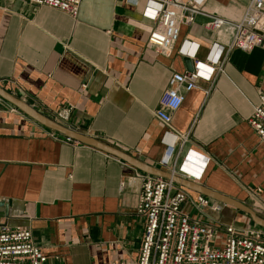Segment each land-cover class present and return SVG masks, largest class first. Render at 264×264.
<instances>
[{
	"label": "crops",
	"instance_id": "0c3cea01",
	"mask_svg": "<svg viewBox=\"0 0 264 264\" xmlns=\"http://www.w3.org/2000/svg\"><path fill=\"white\" fill-rule=\"evenodd\" d=\"M250 1L205 0L202 10L238 20ZM145 4L83 0L74 19L46 6L0 0V86L52 120L60 108L72 107L65 127L164 170L167 127L155 116L161 96L174 74L188 72L186 59L194 70L207 62L217 36L205 29L209 18L197 16L164 55L148 46L156 23L144 15ZM185 42L198 49L186 44L192 54L180 51ZM197 84L183 91L184 103L172 113L175 129L191 133L184 153L193 149L209 159L193 177L264 218V143L248 122L264 92V45L234 50L214 85L204 76ZM12 107L0 98V213L6 212L0 222L30 230L46 264L136 261L145 228L136 212L139 193L119 189L131 165L75 139L68 143L66 135ZM259 188L256 201L250 193ZM183 210L204 221L188 203ZM211 215L238 228L258 226L230 205Z\"/></svg>",
	"mask_w": 264,
	"mask_h": 264
},
{
	"label": "built area",
	"instance_id": "2783aa9c",
	"mask_svg": "<svg viewBox=\"0 0 264 264\" xmlns=\"http://www.w3.org/2000/svg\"><path fill=\"white\" fill-rule=\"evenodd\" d=\"M21 1L56 9L77 19L83 0ZM127 1L133 6L140 3V0ZM145 2L144 15L156 23L148 46L164 55H171L179 40L181 27L194 24L197 16L208 17L205 29L217 36L206 63L198 62L195 70L172 76L155 113L167 127L163 139L167 148L160 161L161 167L173 176L192 179L196 176V169L200 170V176L204 173L209 159L200 158L193 149L184 153L191 133H181L175 129L172 113L182 107L185 100L183 91L198 88L197 83L202 76L215 84L217 77L225 73L234 50L250 53L264 45V0H251L245 14L238 20L204 13L202 5L205 0ZM224 35L230 37L226 45L220 39ZM186 44H189V48L198 49L194 43L185 42L180 51L192 54L190 50H185ZM12 110L18 111L15 107ZM73 110L72 107H62L53 114V118L57 123L68 126ZM248 122L264 143V92L259 93V103L255 105ZM168 138H171L169 142ZM65 141L76 143L71 138ZM130 167L132 174L124 177L119 189L120 192L132 189L139 193L136 212L144 217L145 228L137 260L113 264H264V228H238L224 224L211 215L221 213L224 204L201 194L192 197L172 179ZM194 180L196 182V178ZM261 194L262 189L259 188L252 191L250 197L259 201ZM186 203L204 221L186 213L183 210ZM47 261L48 256L34 243L30 230L0 222V264H46Z\"/></svg>",
	"mask_w": 264,
	"mask_h": 264
},
{
	"label": "water",
	"instance_id": "95a60500",
	"mask_svg": "<svg viewBox=\"0 0 264 264\" xmlns=\"http://www.w3.org/2000/svg\"><path fill=\"white\" fill-rule=\"evenodd\" d=\"M186 65H187V70L191 72L193 70V66L190 60L186 59ZM0 98L3 100L7 101L8 103L14 105L17 109L25 113L27 116L32 118L33 120L37 121L38 123L42 124L43 126L49 128L50 130H53L57 133L66 135L68 138L75 139L83 144L92 146L94 148H97L103 152H106L108 154H111L115 157H118L131 165L132 167L139 169L145 173L166 178V179H172L176 184L183 186L187 189H190L192 191L198 192L200 194H203L205 196L211 197L218 202L225 204V205H230L233 207H236L237 209H240L246 213H248L254 223L260 227L264 228V218L260 217L257 215V213L251 209L250 207L246 206L245 204L230 198L228 196H225L221 193L212 191L211 189L204 187L197 182H195L194 178L192 179H186L182 178L179 176H173L172 174L168 173L167 171H164L162 169L155 168L151 165H148L146 163H142L133 157L125 154L124 152L118 150L117 148L106 144L104 142H101L97 139L87 137L86 135H83L81 133H78L74 130H71L54 120L42 115L39 113L37 110H35L33 107L29 106L27 103L19 99L18 97L14 96L10 92L6 91L4 88L0 86ZM4 206L3 202H0V207ZM6 215L5 213H0V216Z\"/></svg>",
	"mask_w": 264,
	"mask_h": 264
}]
</instances>
